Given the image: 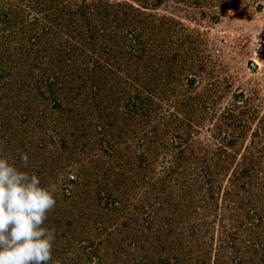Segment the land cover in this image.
<instances>
[{
	"label": "rangeland",
	"instance_id": "374dc122",
	"mask_svg": "<svg viewBox=\"0 0 264 264\" xmlns=\"http://www.w3.org/2000/svg\"><path fill=\"white\" fill-rule=\"evenodd\" d=\"M154 1L0 0V154L21 167L27 153L28 171L56 186L45 222L56 233L51 264H152L133 258L131 248L146 238L150 247L153 230L172 248L184 226L198 230L197 242L224 229L239 250L250 239L264 243V0ZM106 2L118 18L100 17ZM77 11L94 18L82 22ZM86 25L97 28L93 50L83 41ZM221 165L230 169L214 203L188 207L182 193L208 179L202 169ZM152 166L170 170L173 194L150 189ZM77 168L95 198L121 202L118 214L99 205L96 225L85 232L63 195ZM242 168H252L253 182ZM256 198L258 213L246 211L256 228L249 236L230 221L237 210L230 201L252 205ZM177 201L188 219L170 228L172 208L160 204ZM140 211L138 225L134 218L121 224ZM228 250L224 260L235 264ZM259 252L264 264L261 245Z\"/></svg>",
	"mask_w": 264,
	"mask_h": 264
},
{
	"label": "trees",
	"instance_id": "16d2710c",
	"mask_svg": "<svg viewBox=\"0 0 264 264\" xmlns=\"http://www.w3.org/2000/svg\"><path fill=\"white\" fill-rule=\"evenodd\" d=\"M115 0H113L114 2ZM108 2H106L107 4ZM159 3V0H155L153 2L152 5H155ZM104 4L105 6V10L106 8L109 6V8H111L112 4ZM117 5H120L119 2ZM107 8L106 11L99 12L100 13V17L103 18L105 17V19L110 18L112 15L113 17L116 19L118 18L116 14H112L109 13L110 9ZM109 9V10H108ZM92 11V9H91ZM77 17H80L82 22H87L90 23L88 21V17L89 19H93L94 18V14H90V13H86V12H82V11H77L74 13ZM6 16V13L4 12V10H1L0 12V18L3 19ZM35 19V18H34ZM70 21H72L73 18H69ZM96 26H88L86 25L85 28V34H84V43L85 45L88 47V49L93 50L96 47V44L94 42L98 41V39L95 37V33L93 30H95L96 32ZM90 79H88L89 81L92 82V85L97 83V77L98 76H94L91 77L89 76ZM91 85V84H90ZM98 88V87H97ZM135 100L133 101V105L138 106V99L140 98H134ZM142 102V101H141ZM140 102V103H141ZM208 170H201V172H204V174L209 175L208 179H203L200 177V179H198L197 181H199V183L197 184V186L193 185L189 188V191L185 194L182 193V197L185 198V201L187 202V205L189 207V205H193V208L195 209H203L206 208L208 205H210L209 202L214 203V196H215V189L219 188L221 185L219 184V178L220 177H224L228 172L230 167L229 166H225V165H221L218 166L216 168H213V170H210L209 168H207ZM252 170V168H250L248 171L247 169H241L240 171L242 172L243 177L245 178V182H253L251 181L252 179V173L250 174V171ZM168 172V173H166ZM170 170L168 168L165 169V171L163 172V174L161 173H157L155 168L152 166L149 169V186L150 189H157L158 191H162V192H169L171 194L174 193L175 187L172 186L171 182H172V174L169 173ZM209 172V173H208ZM73 174L76 175L77 178H71V175H68V185L72 184L71 186H69L70 188H67L64 190L63 195L65 197V202L68 201V199H71L72 203H73V207L75 208V213H76V218H75V224L74 226H78V225H82L81 229H84V232L86 230H88L90 228V226H95L98 219H97V212L100 209L98 206H103V207H108L110 206L111 208V212H115L118 214V208H120V200L119 197L116 196L114 197H108V196H102V195H98L97 194V198H95L91 192H90V186L86 181L82 180V174L80 172V169H74L73 170ZM236 174V175H235ZM250 174V175H249ZM210 175H213V179L211 180ZM232 177L236 178L237 177V171H233ZM199 178V177H198ZM244 182V184H245ZM201 188L202 190V194L199 191V189ZM245 190V189H244ZM75 193V195H74ZM73 195V197H71ZM115 195V194H113ZM198 195H200V197L198 198ZM211 199L208 203H205V200L207 199ZM75 199V200H73ZM97 199V200H95ZM97 203H96V202ZM226 202L228 200H225ZM257 201L259 202V204H257ZM183 202V201H182ZM181 201H177L174 204H166L164 205L163 203L160 204V206H166L168 208H172L170 214L173 216L171 218V216H169V218H171L169 220V222H166L167 227L172 226L175 222L184 220L186 221L188 219V212H186V210L181 211V209H179V205L182 203ZM232 203H234L237 206V210H235L234 212L230 213V221L232 223L237 222L239 225H234L238 231L245 233V234H249V236H251V233H255V229L253 228L250 224V217H246V211L248 207L253 206L255 208L256 213H258L257 211V207L261 206L260 201L256 198V204H252L249 205L248 200H245L243 203L242 202H236V201H230ZM75 203V204H74ZM184 203V202H183ZM183 203L181 208L183 207ZM216 203V202H215ZM69 205V204H68ZM77 205V207L75 206ZM249 205V206H248ZM158 206V202H155V209H157ZM95 207L97 209H95ZM187 208V207H186ZM141 209H143V207H141ZM239 209H243V211H239ZM251 209V208H250ZM249 209V210H250ZM183 210V209H182ZM143 211V210H142ZM140 211L138 213V216H133V217H125L123 218V220L121 221V224L123 226L129 224L131 222V219L134 218V220L136 221V225H138L137 223L139 222L138 219L139 217L141 218L143 215V212ZM230 211V209H229ZM253 211V210H252ZM262 211V208H261ZM126 211H124V214L128 215L129 213H125ZM254 212V211H253ZM74 213V211H72L70 214ZM196 213V211H195ZM199 213V212H198ZM94 215V217H93ZM248 215V213H247ZM147 216V215H146ZM177 216L178 219H177ZM186 216V217H184ZM114 217V216H113ZM151 216H149L150 218ZM56 218H54V221H56ZM58 219V218H57ZM115 219V218H114ZM63 221V218H61L58 223H61ZM147 221V218H146ZM154 221V220H153ZM70 223V222H69ZM120 224V222H119ZM148 224L150 226L151 223H149V219H148ZM135 225V226H136ZM134 226V227H135ZM149 226H145V228H149ZM141 228V226H140ZM171 228V227H170ZM141 232H144V229L141 230ZM67 233V231H66ZM183 234V236H182ZM198 234V230L195 229L194 226L189 227L188 229L185 228V226L181 229V239L175 243L174 247H170V243L168 242H164L163 243V238H161V236L159 235L157 230H153V234H151V246L149 247L148 243H147V238L146 240H143L142 244H138L136 246H134L133 248H131V252L133 255V258H136L138 256H140L141 260H151L148 263H152V264H183L186 262H189L187 260V258H190L191 260H193L192 262H194L195 264L198 261H195L196 259H200L203 260L204 263L207 264H216L214 263L215 260H220L219 264H234L233 261H231V263L226 262L224 259H227L226 255L229 253L228 248L231 250V248H233V251L235 252L234 258L232 260H239L238 262H236L235 264H262L260 262V260H263V258L260 256V245L261 247H263L264 249V243L263 246L261 244V242H259V244L254 243L256 240L254 239H250V241H253V243L250 246H244L242 250L237 249V246H235V244H233L236 240V237L234 236V234L231 232L229 233V231H225L224 229L221 230L220 233V237L216 236L217 238L215 239L214 237L211 238L209 240V243L211 242V244H209L206 240L204 241H200L197 242L196 238ZM201 235V234H200ZM232 237V240L227 243H225V245H221L227 238ZM226 242V241H225ZM156 243V244H155ZM216 244V247L214 248L213 245ZM98 247H96L94 249L93 252H98ZM130 248V247H129ZM171 250L176 251L174 254H171ZM244 250V251H243ZM99 256V254H98ZM98 260H102L101 256H99ZM213 260V261H212ZM218 262V261H216ZM92 264H102L101 261L99 262H92Z\"/></svg>",
	"mask_w": 264,
	"mask_h": 264
},
{
	"label": "clouds",
	"instance_id": "9594fccd",
	"mask_svg": "<svg viewBox=\"0 0 264 264\" xmlns=\"http://www.w3.org/2000/svg\"><path fill=\"white\" fill-rule=\"evenodd\" d=\"M18 167L0 154V264H51L56 239L46 226L56 205V186L28 171L29 156Z\"/></svg>",
	"mask_w": 264,
	"mask_h": 264
}]
</instances>
